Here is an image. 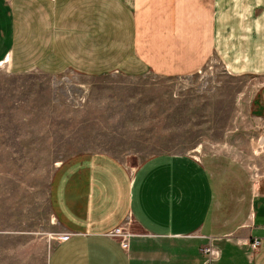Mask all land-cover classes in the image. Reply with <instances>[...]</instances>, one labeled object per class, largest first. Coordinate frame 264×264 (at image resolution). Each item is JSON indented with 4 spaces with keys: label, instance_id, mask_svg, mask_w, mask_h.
Segmentation results:
<instances>
[{
    "label": "crops",
    "instance_id": "0c3cea01",
    "mask_svg": "<svg viewBox=\"0 0 264 264\" xmlns=\"http://www.w3.org/2000/svg\"><path fill=\"white\" fill-rule=\"evenodd\" d=\"M213 56L263 80L253 111L264 123V0H0V66L14 74L188 75ZM242 170L213 154H158L133 170L71 156L50 184L66 236L48 264H206L210 243L213 264H264V176ZM127 219L144 233L128 247L113 235Z\"/></svg>",
    "mask_w": 264,
    "mask_h": 264
},
{
    "label": "rangeland",
    "instance_id": "374dc122",
    "mask_svg": "<svg viewBox=\"0 0 264 264\" xmlns=\"http://www.w3.org/2000/svg\"><path fill=\"white\" fill-rule=\"evenodd\" d=\"M262 82L229 74L214 56L170 76L14 74L1 65L0 264H48L66 236L51 180L76 154L106 153L130 170L158 154L223 155L262 179L264 123L253 111ZM113 235L127 247L144 237L130 219Z\"/></svg>",
    "mask_w": 264,
    "mask_h": 264
},
{
    "label": "built area",
    "instance_id": "2783aa9c",
    "mask_svg": "<svg viewBox=\"0 0 264 264\" xmlns=\"http://www.w3.org/2000/svg\"><path fill=\"white\" fill-rule=\"evenodd\" d=\"M260 244L259 239L255 238L250 242L252 249H256ZM202 252L206 255V264H213L220 257V251L212 243L202 247Z\"/></svg>",
    "mask_w": 264,
    "mask_h": 264
}]
</instances>
